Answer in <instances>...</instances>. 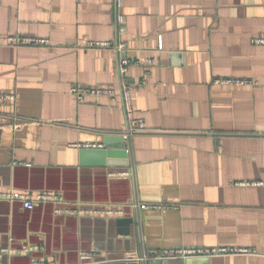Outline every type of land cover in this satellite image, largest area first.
<instances>
[{
	"label": "crops",
	"instance_id": "crops-1",
	"mask_svg": "<svg viewBox=\"0 0 264 264\" xmlns=\"http://www.w3.org/2000/svg\"><path fill=\"white\" fill-rule=\"evenodd\" d=\"M121 12L118 28L115 0H0V93L15 96L0 101V190L60 192L73 209L124 207L136 220L125 237L117 217L0 202V264H100L177 247L264 252V45L253 43L264 37V0H125ZM10 36L48 43L15 45ZM94 41L124 42L133 59L155 61L126 77L138 85L133 106L146 125L131 137L129 166L96 164L77 146L126 130L121 98L78 103L71 93L75 84L121 88L117 53ZM221 78L257 86L215 84Z\"/></svg>",
	"mask_w": 264,
	"mask_h": 264
},
{
	"label": "built area",
	"instance_id": "built-area-1",
	"mask_svg": "<svg viewBox=\"0 0 264 264\" xmlns=\"http://www.w3.org/2000/svg\"><path fill=\"white\" fill-rule=\"evenodd\" d=\"M116 9L118 11L117 26L123 28L125 26V15L121 12L125 0H115ZM10 44L23 45H46V39H38L36 37H7L6 40ZM253 43L256 45H264V37L254 38ZM91 48H109L114 50L118 56L117 74L121 82L120 90L113 87H86L75 84L71 88V93L74 95L78 103H83L87 98L107 97L112 101L121 98L126 117V130L122 133L123 139L128 143L131 137L140 132L146 131V125L143 119L137 118L133 106V93L138 90V85L127 82L126 77L129 69L132 66H139L150 68L155 64L153 59L135 60L128 55V47L124 42H108V41H94L89 43ZM162 48V47H161ZM215 84L229 85V86H257V83L251 79L241 78H221L216 79ZM15 96L12 94L0 93V101H14ZM78 147L87 149H104L103 143H86L84 145H77ZM128 150V149H127ZM110 176L115 177H132L131 171L112 173ZM0 202H7L10 204H20L24 210L33 211L41 206L53 204L56 207L57 214H75L78 216H98L103 215L107 218H123L127 216L126 208H78L73 209L69 207L65 196L60 192L40 191L38 193H26L14 190H0ZM131 208L137 207L132 202ZM144 210H163L177 208L175 206L161 205V204H145L141 207ZM40 250L39 247H31L25 249V252H33ZM7 251L3 249L2 252ZM230 255H244L260 257L264 260V252H260L255 248L246 247H177L165 248L159 250L145 251L144 255H139L132 260H158V259H185L193 257H215V256H230ZM31 264H41L36 260H32Z\"/></svg>",
	"mask_w": 264,
	"mask_h": 264
},
{
	"label": "water",
	"instance_id": "water-1",
	"mask_svg": "<svg viewBox=\"0 0 264 264\" xmlns=\"http://www.w3.org/2000/svg\"><path fill=\"white\" fill-rule=\"evenodd\" d=\"M114 142H119L118 146L113 147ZM128 149V150H127ZM82 155L86 157L93 155L97 158L96 164L109 165V166H129L132 161V153L130 151V141L126 143L122 135H108L105 139L104 149H82ZM108 159V160H107ZM136 220L130 217L119 218L116 220L117 227L122 236L130 237L132 232V226ZM146 250L140 252V255H144ZM139 255V254H138ZM133 259V258H132ZM132 259H120L115 262H106L100 264H162L163 259L158 260H143L137 261Z\"/></svg>",
	"mask_w": 264,
	"mask_h": 264
},
{
	"label": "trees",
	"instance_id": "trees-1",
	"mask_svg": "<svg viewBox=\"0 0 264 264\" xmlns=\"http://www.w3.org/2000/svg\"><path fill=\"white\" fill-rule=\"evenodd\" d=\"M28 211V210H27Z\"/></svg>",
	"mask_w": 264,
	"mask_h": 264
}]
</instances>
